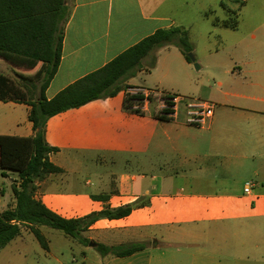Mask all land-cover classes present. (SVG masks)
Here are the masks:
<instances>
[{
    "label": "crops",
    "instance_id": "0c3cea01",
    "mask_svg": "<svg viewBox=\"0 0 264 264\" xmlns=\"http://www.w3.org/2000/svg\"><path fill=\"white\" fill-rule=\"evenodd\" d=\"M192 1L66 0L68 18L62 24L61 65L47 90V98L53 99L69 86L104 68L157 31L179 27L180 13L188 10ZM223 2L217 0L216 4L227 10ZM258 10L263 23L250 32L249 40L239 42L244 49L243 58L239 61L232 58L224 69V77H213L211 86L203 88L198 96L185 97L187 101L178 105V111H174L170 120L156 117L165 107L163 103L151 112L153 99L144 102L143 114L139 115L121 109L114 98L93 101L49 120L46 139L50 146L59 149L57 153L61 140L67 141L75 151L99 145L107 137L100 138L102 124H110L111 141L105 144L109 148L133 151L129 137L124 142L115 140L113 125L122 124L136 130L137 151L148 152L149 121H158L161 153L177 158L182 170L188 168L196 173L193 178L187 177L188 188L181 187L174 192H162L160 187L153 186L152 193L149 189L140 193L134 176L129 182L122 179L111 185L100 176L97 192L78 188L61 190L56 188L54 175L39 184L37 198L66 219L134 205L128 217L101 219L85 232L89 239H97V244L147 245L145 250L129 257L113 256L111 264H153L152 257L145 258L148 247L159 249L163 245L184 249L179 248L173 262L162 264H264V5ZM224 24H228L226 19L214 20L216 27L229 28ZM174 49L175 52L161 62L164 80L160 84L165 86L167 80L182 84L181 81L186 82L193 73V64L179 48ZM159 66L160 59L156 68ZM18 73L33 75L35 71L16 66L0 55V74L13 78ZM129 83L132 85L130 94H161ZM125 97L124 92V100ZM190 101L213 106L214 113L207 126L189 123L187 103ZM182 108L186 116H181ZM29 112L26 104L0 101V135L32 137L34 130ZM53 154L50 160L63 170L61 174L66 173V167L56 163ZM3 178L0 213L15 201L13 185L18 176L9 172ZM248 183L253 185L250 194L245 193ZM93 196H109V199L95 200ZM156 227L166 229L162 237L148 232ZM26 231L31 232L23 229L22 235L9 245L23 240Z\"/></svg>",
    "mask_w": 264,
    "mask_h": 264
},
{
    "label": "trees",
    "instance_id": "16d2710c",
    "mask_svg": "<svg viewBox=\"0 0 264 264\" xmlns=\"http://www.w3.org/2000/svg\"><path fill=\"white\" fill-rule=\"evenodd\" d=\"M66 0H0V55L8 62L34 70L33 75L0 74V101L26 104L30 107L29 120L33 124L32 137L0 135V174L9 172L18 176L13 185L14 203L0 213V252L20 237L23 229H30L41 247L49 251L50 244L42 228L61 231L66 236L89 245L91 240L83 233L101 219L118 220L131 215L134 205L116 209L106 208L85 217L66 219L50 210L37 198L39 184L51 175L61 174L50 155L58 148L47 143V125L51 118L72 109L81 108L93 101L114 98L125 92L124 108L128 112L143 114L146 100L142 94H130L127 82L143 70V61L154 51L169 45L179 47L189 63L192 52L189 32L181 27L157 31L111 61L104 68L69 86L56 97L46 96L57 75L62 59L64 29L67 21ZM156 67V58L151 68ZM150 101L151 98H148ZM167 109L156 117L170 120ZM4 192L0 191V197ZM107 201L109 196H93ZM104 256L129 257L146 249V244L124 246L96 244Z\"/></svg>",
    "mask_w": 264,
    "mask_h": 264
},
{
    "label": "rangeland",
    "instance_id": "374dc122",
    "mask_svg": "<svg viewBox=\"0 0 264 264\" xmlns=\"http://www.w3.org/2000/svg\"><path fill=\"white\" fill-rule=\"evenodd\" d=\"M216 3L217 0H193L188 10L180 13L182 21L178 26L189 32L192 44L190 53L195 56L196 64L200 67V70H196L195 64L191 63L193 73L186 80L187 85L183 80L182 84L170 80H167L169 81L166 83L167 86L160 84V81L164 80L161 62L171 52H175L176 45H169L154 51L144 59L143 70L127 83L130 85L131 81L145 91H159L163 95L185 98L198 96L203 88L211 86L213 77L223 78L224 69L230 64L232 58L239 61L244 56V49L239 42L249 40L250 32L263 23L262 14L258 8L264 5V0H250L249 2L224 0L223 3L227 10ZM217 17L226 19L228 24L224 25H228L226 27L229 28L216 27L214 20ZM155 58L156 66L160 59V66L155 67L156 69L151 68ZM153 96L155 95L150 97L154 103L151 106V112L163 103L161 95ZM113 100L115 104H120L121 109H125L123 108L124 92H120ZM112 111H117V109ZM181 116H186V110L183 108ZM159 124L158 121H149L150 148L148 152H143L144 154L137 151L136 145L139 139L136 130L130 129V125L116 124L113 127L115 128V140L124 142L129 137V141L133 143V151H115L105 145L111 141L112 132L108 130L110 124H102L100 131V138L106 135L107 137L99 145L83 149V151H75L71 149L67 141L61 140L60 152L53 154V159L56 163L65 166L67 172L54 175L56 188L66 191L78 188L84 192L89 190L97 192V182L100 176H103L110 185L122 179L129 182V179L134 176L138 180L140 193H145L146 189L152 193L153 186L160 187L162 192H174L181 187L188 188L187 177L193 178L196 173L189 171L188 168L182 170L177 165L179 162L177 158L161 153L162 142L157 136L160 133ZM2 182H5V178L0 176V185L4 187L5 184ZM41 230L49 241V251L41 247L33 233L26 231L23 240L12 243L2 251L0 264H111L113 260V256H104L96 247H91L92 242L97 244V239H89L86 233L82 236L91 240L89 245L79 239L66 236L58 230L46 227ZM165 230L156 227L148 232L154 233L155 237H162ZM148 248H150L149 253L145 258L152 257L153 264L173 262L179 248L184 249L180 246L167 245L159 249H154L153 246Z\"/></svg>",
    "mask_w": 264,
    "mask_h": 264
},
{
    "label": "built area",
    "instance_id": "2783aa9c",
    "mask_svg": "<svg viewBox=\"0 0 264 264\" xmlns=\"http://www.w3.org/2000/svg\"><path fill=\"white\" fill-rule=\"evenodd\" d=\"M137 94H142L145 96L146 100L148 101L153 94L152 93H145L137 92ZM162 96L163 104L165 107L161 110V112L169 109L173 113L165 114L166 117L172 118L174 111H178V105L186 102L187 100L182 97H176V96H167L160 94ZM188 108V115H189V123L197 126H207L209 119L213 116L214 108L212 105L207 104L205 102H193L190 101L187 103ZM253 185L251 183H248L245 193L250 194L252 190Z\"/></svg>",
    "mask_w": 264,
    "mask_h": 264
},
{
    "label": "water",
    "instance_id": "95a60500",
    "mask_svg": "<svg viewBox=\"0 0 264 264\" xmlns=\"http://www.w3.org/2000/svg\"><path fill=\"white\" fill-rule=\"evenodd\" d=\"M189 58H190L191 61L195 64V68H196V70H200L199 65L196 64L195 56H194L192 53H189ZM90 246L94 248V247H96V244L92 242V243L90 244Z\"/></svg>",
    "mask_w": 264,
    "mask_h": 264
}]
</instances>
